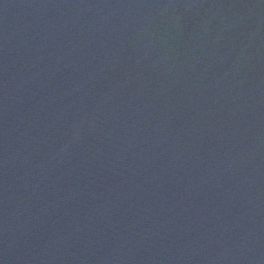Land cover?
I'll list each match as a JSON object with an SVG mask.
<instances>
[{
    "label": "water",
    "instance_id": "obj_1",
    "mask_svg": "<svg viewBox=\"0 0 264 264\" xmlns=\"http://www.w3.org/2000/svg\"><path fill=\"white\" fill-rule=\"evenodd\" d=\"M0 264H264V0H0Z\"/></svg>",
    "mask_w": 264,
    "mask_h": 264
}]
</instances>
